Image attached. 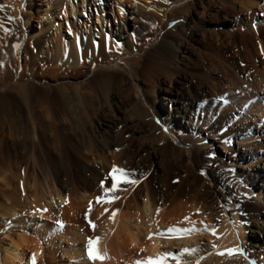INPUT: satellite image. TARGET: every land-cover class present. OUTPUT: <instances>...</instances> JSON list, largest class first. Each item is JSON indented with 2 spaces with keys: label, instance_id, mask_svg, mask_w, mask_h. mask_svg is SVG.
<instances>
[{
  "label": "rangeland",
  "instance_id": "rangeland-1",
  "mask_svg": "<svg viewBox=\"0 0 264 264\" xmlns=\"http://www.w3.org/2000/svg\"><path fill=\"white\" fill-rule=\"evenodd\" d=\"M249 1L258 5L255 17L244 13ZM261 26L264 28V0H0V96L13 106L9 119H3L5 124L0 121L1 166L40 178L41 168L48 167V153L56 161L54 174L66 176L67 167L61 164L53 143V128L64 136L67 148L79 152H70L75 172L89 178L92 173L104 176L107 181L97 185L103 190L111 191L113 184L116 190L131 189L140 182L142 186L144 180H161L171 161L175 169L169 174L171 184L178 185L183 179L191 189L187 200L197 209L195 229L204 233L210 224L218 238L225 210L240 208L245 180L254 172L248 159L241 164L231 154L234 143L228 137L233 133L252 137L261 124L244 118L245 110L238 106L252 79L264 74ZM75 39H93L100 54L79 56L77 63L72 56ZM61 45L64 49L56 65L50 64L46 56L54 55ZM34 60L39 63L34 70L40 79L27 78L28 82L51 93L61 88L59 95L76 98L78 87L87 88L94 81L97 85L94 90L82 91L87 103L61 104L57 108L61 118L41 120V133L36 137L31 112L21 101L16 70L22 66L30 70ZM85 64L91 68L75 76ZM8 66L13 67L12 73ZM186 108L185 119H175L176 110ZM169 134L177 137L179 145L167 137ZM105 140L113 142L105 152L112 168L120 166L118 157L126 159L122 161H126L127 176L117 177L136 184L117 183L112 172L106 175L97 163L91 166L84 159L85 150L96 147L97 141L106 147ZM14 144L19 147L12 148ZM197 148L204 154L194 173L193 152ZM263 153L264 140L252 144L254 157ZM180 156L190 166L188 173L176 164ZM121 199L102 198L106 220L122 211L117 205ZM57 209L48 211L54 221L49 237L65 230ZM15 225L8 221L2 228L9 232ZM85 227L92 233V225ZM34 228L28 229L29 235L35 234ZM86 232L79 229L82 236L86 237ZM89 238L99 239L94 235ZM246 253V258L233 257L234 264H264L260 241L252 242Z\"/></svg>",
  "mask_w": 264,
  "mask_h": 264
},
{
  "label": "bare ground",
  "instance_id": "bare-ground-1",
  "mask_svg": "<svg viewBox=\"0 0 264 264\" xmlns=\"http://www.w3.org/2000/svg\"><path fill=\"white\" fill-rule=\"evenodd\" d=\"M254 2L249 1L247 3L244 8L245 15L257 16L259 9L257 3ZM254 30L256 34L259 33L257 28ZM63 49L64 46H57L54 55L49 53L46 56L48 62L56 65L60 51ZM89 54L96 56L100 54L93 39L86 41L75 39L72 56H76V62L79 63V56L87 57ZM31 65V69L28 71H25V66L18 67L16 70L21 82V101L31 112L34 122L33 134L36 137V134L41 133V120L50 116L53 120L61 118V113L57 110L58 106L65 103L82 105L89 100L82 93L86 87H78L75 98L59 95V92L62 91L61 88L51 93L48 88H42L34 82H28L27 78L38 79L34 70L35 67H39L38 61H32ZM8 67L12 73L13 67ZM90 68L85 64L74 74L75 76L81 75ZM5 72L8 74L6 70ZM254 78L249 83V90L246 89L247 92H244L246 96L241 103H238V106L244 108V118L261 124L254 131L252 137L245 136L246 138H242L235 133L228 137L231 144L234 143L230 147L231 154L238 158L241 164L248 159V166L254 168V172L245 180L240 208L231 207L225 210L224 227L218 232V238L212 234L214 229L208 223L204 233L198 231L199 227L195 229L194 225L196 226L195 223L199 220L196 217L197 214L194 213L197 209H195L193 202L189 201L190 199L187 200L191 189L186 186V180L183 179L178 185L171 184V180L168 179L169 174L175 171L171 161V163L168 161V166L164 171L165 177L161 180L154 177L153 180L151 179L152 181L144 180L142 186L140 182L131 189L121 188L105 193V190L101 187L98 188L97 185L101 186L107 179L94 173H92V178L76 173L70 152L75 154L79 152L73 148H67L64 136L61 137L58 130L53 128L56 130L53 143L61 164L63 163L67 167L65 168L67 169L66 176L61 177L54 174L53 166L56 165V161L48 153H46L48 167L41 168L43 171L40 176L41 179L38 178V174L21 175L12 169L8 170L2 167L0 164L1 228L7 227L8 221L16 224L13 229H9V232H6L5 228H2L3 231L0 230V264H32L33 254L36 257V264H137L138 261L147 264L149 260L158 261L161 258H165L164 264H234L233 257L242 256L246 258V252H248V247L252 242L255 243L258 240L264 245V153L259 157H254L251 154L252 144L264 140V74L259 73V78L256 81ZM100 86L102 92H105L106 87L103 84ZM96 88L97 85L94 81L88 83L86 89L94 90ZM157 97L163 99L159 95ZM156 104L158 105V103ZM11 107H13L11 102L0 96V121L9 119ZM181 111L176 110L175 119H185L188 109ZM106 128H110V126L106 125ZM167 137L175 145H179L177 137L172 134ZM108 142L105 143L106 147L102 146L104 147L102 148V141H97L98 147H90L83 154L84 159L91 166L97 163L102 172H106V175L110 172L113 173V169H115L112 168L109 157L105 155V152L109 150L107 146L113 143ZM5 144L7 145V143ZM17 144H14L12 148L16 147L17 149L19 147ZM7 147L9 148V146ZM12 148L10 147V149ZM173 150L179 151L178 149ZM179 152L181 154V151ZM10 153L9 157L12 155ZM120 153L122 152L120 151ZM202 154H204L202 148H197L193 152L195 166L192 167L191 165V167L194 173L202 163ZM124 159L117 158L116 163L120 165L117 169L121 170L122 167L123 171L116 172V176L127 171L126 161L124 163L122 161ZM181 159L180 156V161L176 160V164H179L184 172L188 173L191 170L190 166L184 164ZM84 168L87 169L88 167ZM109 196L116 199L122 198L117 204L122 211L116 212L117 214L111 216L110 220H106L108 216L105 217L102 198ZM56 208L61 213L58 221L65 226V230L62 231L61 235L49 237L51 222L54 221L48 211L52 212ZM90 208L91 211L89 212ZM93 224H95V228L90 233L85 226ZM32 226L38 232L29 235L28 229ZM170 227L194 230L186 234H177L168 232ZM81 228L87 231L86 237L79 233ZM161 233L163 235H160ZM90 235L99 237L95 247L105 257L104 260L89 259L87 240L95 239L89 238ZM214 245L215 247H213ZM185 249L189 251H183ZM230 249H236L243 254L229 256L226 253ZM222 252L225 254H218ZM169 254L177 256L178 259H173L172 255Z\"/></svg>",
  "mask_w": 264,
  "mask_h": 264
},
{
  "label": "snow or ice",
  "instance_id": "snow-or-ice-1",
  "mask_svg": "<svg viewBox=\"0 0 264 264\" xmlns=\"http://www.w3.org/2000/svg\"><path fill=\"white\" fill-rule=\"evenodd\" d=\"M118 171L122 172L123 170L113 169V173H114L113 179L116 180L117 183L121 182V180H123V182H125V183H132V184H136L137 183V181H135V180H127V179H124V177H117L115 175V173L118 172ZM124 176H127V173H124ZM115 190H116V184H113L111 191H115ZM108 192H109V189L106 188L105 189V193H108ZM98 200H99V198H98ZM108 202H110V201H108ZM90 211H91V208L89 209V212ZM113 215H115V214H113ZM92 227L95 228V224H93ZM193 230L194 229H179V228H175V227H170L168 229V232L177 233V234H186V233H188L190 231H193ZM213 234H215V233L213 232ZM160 235H163V233H161ZM149 238H151V237H149ZM96 243H98V240L94 242L93 240L90 239L88 241V249H87L88 257H89L90 260H96V259L104 260L105 257L102 254H100L98 249L95 247ZM213 247H215V245ZM183 251H189V250L185 249ZM218 254L224 255L225 253L222 252V253H218ZM226 254L229 255V256H233V255H236V254H243V253L238 252V250H236V249H230V250H227ZM169 255H172L173 259H178V257L173 255V254H169ZM164 259L165 258H161L158 261L149 260L147 262V264H164ZM32 264H36L35 254H33V256H32ZM137 264H144V262L138 261Z\"/></svg>",
  "mask_w": 264,
  "mask_h": 264
}]
</instances>
